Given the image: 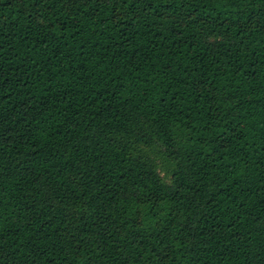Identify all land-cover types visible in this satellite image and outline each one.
<instances>
[{"label": "trees", "instance_id": "trees-1", "mask_svg": "<svg viewBox=\"0 0 264 264\" xmlns=\"http://www.w3.org/2000/svg\"><path fill=\"white\" fill-rule=\"evenodd\" d=\"M0 264H264V0H0Z\"/></svg>", "mask_w": 264, "mask_h": 264}]
</instances>
